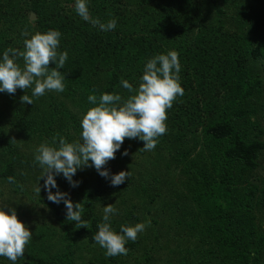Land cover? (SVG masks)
I'll list each match as a JSON object with an SVG mask.
<instances>
[{
    "label": "trees",
    "instance_id": "obj_1",
    "mask_svg": "<svg viewBox=\"0 0 264 264\" xmlns=\"http://www.w3.org/2000/svg\"><path fill=\"white\" fill-rule=\"evenodd\" d=\"M88 8L103 23L115 18L116 29L84 21L75 0H0V54L22 51L25 30L49 29L68 53L62 93L46 91L33 104L20 100L31 89L0 93V199L32 232L17 264H264V0H88ZM169 50L178 53L184 95L167 110L166 133L151 151L125 138L104 166L130 178L113 187L84 167L73 188L56 177L84 207L88 228L78 229L63 202L47 199L43 179L36 193L37 147L79 141L80 119L94 106L88 96L126 100L121 79L138 87L147 60ZM109 204L116 231L148 222L127 255L107 257L92 240Z\"/></svg>",
    "mask_w": 264,
    "mask_h": 264
},
{
    "label": "clouds",
    "instance_id": "obj_2",
    "mask_svg": "<svg viewBox=\"0 0 264 264\" xmlns=\"http://www.w3.org/2000/svg\"><path fill=\"white\" fill-rule=\"evenodd\" d=\"M75 11L84 21L98 26L101 31H113L117 20L112 18L106 23L99 18H91L88 0H75ZM22 35L23 50L7 48L0 54V93L14 94L17 89H31V96L24 94L20 100L33 104V98L45 95L46 91L62 93L65 90L64 68L68 59L67 51L58 52L61 33L56 29L30 34L25 30ZM22 58L23 68L16 62ZM55 64L54 68L49 63ZM181 63L178 53L169 50L166 54H156L144 64L138 87L126 79L120 84L131 95L122 99L119 94L102 93L88 96L89 108L80 119V140L68 142L60 137L57 143L53 138L51 145L43 143L36 149L35 161L42 169L35 191L40 195L39 181L44 180L47 199L55 204L63 202L66 208V221L74 222L79 228H88L82 219L84 207L73 203L68 193L58 188L56 177L62 175L71 187H77L73 180L77 171L84 167H94L97 173L117 187L130 178V171L111 174L104 166L120 150L125 138L144 142L143 150L151 151L156 147L158 138L167 131V110L178 96L184 95L180 83ZM125 150L122 155H127ZM13 182V178H8ZM53 189H56L55 193ZM0 207V257L17 264L25 252V246L32 240L28 226L17 218L14 208ZM117 214L114 204L103 207L102 222L97 224V232L92 240L105 250L107 257L127 255V241H135L148 222L120 225L119 231L111 226V217Z\"/></svg>",
    "mask_w": 264,
    "mask_h": 264
},
{
    "label": "rangeland",
    "instance_id": "obj_3",
    "mask_svg": "<svg viewBox=\"0 0 264 264\" xmlns=\"http://www.w3.org/2000/svg\"><path fill=\"white\" fill-rule=\"evenodd\" d=\"M114 169H117L116 171H119V169L117 168V166H115L114 167ZM262 175L264 176V171H262ZM5 205L2 203V199H0V207H4ZM41 206H39L38 207V210H41V208H40ZM8 210V207L6 206L5 207V211H7ZM31 219H34L33 217H30ZM50 218H48L47 219V221L49 220ZM36 220V219H35ZM38 221V220H37ZM39 222V221H38ZM28 225H35V223L34 222H28L27 223ZM92 257V255L90 254V256H89V258H91ZM166 260H169V259H166ZM166 260H163V264H167V261ZM156 264H159V263H156Z\"/></svg>",
    "mask_w": 264,
    "mask_h": 264
},
{
    "label": "water",
    "instance_id": "obj_4",
    "mask_svg": "<svg viewBox=\"0 0 264 264\" xmlns=\"http://www.w3.org/2000/svg\"><path fill=\"white\" fill-rule=\"evenodd\" d=\"M31 18L34 19L35 18V15L34 14H31Z\"/></svg>",
    "mask_w": 264,
    "mask_h": 264
}]
</instances>
